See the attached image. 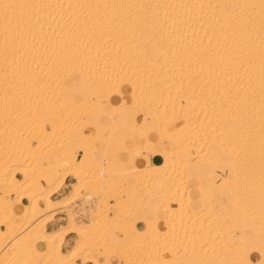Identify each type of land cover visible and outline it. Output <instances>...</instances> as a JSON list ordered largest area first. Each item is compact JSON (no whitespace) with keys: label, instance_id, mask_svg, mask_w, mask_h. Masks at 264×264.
<instances>
[{"label":"bare ground","instance_id":"bare-ground-1","mask_svg":"<svg viewBox=\"0 0 264 264\" xmlns=\"http://www.w3.org/2000/svg\"><path fill=\"white\" fill-rule=\"evenodd\" d=\"M114 255L264 264V0H0V264Z\"/></svg>","mask_w":264,"mask_h":264},{"label":"crops","instance_id":"crops-1","mask_svg":"<svg viewBox=\"0 0 264 264\" xmlns=\"http://www.w3.org/2000/svg\"><path fill=\"white\" fill-rule=\"evenodd\" d=\"M120 135L124 136L125 134H123V132L120 131ZM111 140L114 141L115 139L111 138ZM80 156H81V153H79L77 157H80ZM120 159L121 158H118V160H120ZM150 161L152 163L154 161V158L152 156L150 157ZM110 177H111V179H110ZM102 180L104 183H108L110 180L118 181L119 179L116 176H112V175L110 176V174L104 173L102 175ZM74 181L75 180L71 176H67L64 180V184H63L62 188H60V190L57 193H55L54 196L57 197L59 195H62L64 193L69 192L70 187H71L72 183H74ZM206 184H208V182ZM228 196H229V194L226 195L227 198H228ZM22 203H24L23 200H22ZM134 211L130 214V216L127 217V219H129V218L137 219V218H140L141 216H143L144 214H146L147 216H151V212L149 210L146 212H143L139 209L138 210L135 209ZM64 214L65 213H63V212H59L58 214L56 213V216L54 215L55 217L53 218V220H51L50 222H48L46 224V230L47 231H53V230H57L61 226H65L67 223L64 221V219H65ZM157 215L160 217L161 214L158 213ZM74 239H76V235L73 232H69L68 234H66L64 236V239H63L61 251L66 252L67 250H69L75 241ZM130 240H131L130 236L125 237V241L128 242ZM111 263H112V261H111ZM85 264H91V263L86 262ZM112 264H114V263H112Z\"/></svg>","mask_w":264,"mask_h":264},{"label":"rangeland","instance_id":"rangeland-1","mask_svg":"<svg viewBox=\"0 0 264 264\" xmlns=\"http://www.w3.org/2000/svg\"><path fill=\"white\" fill-rule=\"evenodd\" d=\"M74 151L76 152L75 154H76V156H78V154L79 153H81L80 151H77V149H74ZM17 177L18 178H22V176L21 175H17ZM71 188V187H70ZM70 192V191H69ZM69 192H67V193H64V194H62V195H59V196H57V197H55L54 196V194L52 195V198L53 199H59V198H62V197H64V196H66ZM15 195L14 194H11L10 195V198H11V200H15V198H17V197H14ZM24 201V203H27V201L26 200H23ZM78 201H80V200H78ZM78 201L76 202V204L75 203H73V205L75 204V210H78L77 208L80 206V204H81V202L79 203V204H77L78 203ZM110 202L112 201L113 202V200H109ZM78 205V206H77ZM59 207H61V206H59ZM59 212H63V213H65L64 214V216H65V219H64V221L67 223L68 222V218H67V215H66V212H68V209L67 208H63V207H61V208H57V211H56V213L58 214ZM111 214V213H110ZM75 216H77L78 218V220L79 221H87V215L86 214H74ZM79 215V216H78ZM55 216H56V214H55ZM54 216V217H55ZM44 217V216H43ZM75 240V239H74ZM83 255V254H82ZM78 256L77 257V259H76V262L77 263H81L80 261H82V260H84L85 259V257L86 256H88V257H90V256H94V257H97L98 259H99V261L100 262H102L103 261V258H101L100 256H101V252H97V253H94V254H92V255H90V254H85L84 256L85 257H83V256ZM90 255V256H89ZM88 257H87V259H88ZM120 257L119 256H117V255H114V256H112L111 257V261H112V263H114V264H124V261L122 260V259H119ZM86 260V259H85ZM85 264V263H84Z\"/></svg>","mask_w":264,"mask_h":264},{"label":"built area","instance_id":"built-area-1","mask_svg":"<svg viewBox=\"0 0 264 264\" xmlns=\"http://www.w3.org/2000/svg\"><path fill=\"white\" fill-rule=\"evenodd\" d=\"M81 201H78V203L77 204H79ZM81 205V204H80ZM78 209V211H77V213L78 214H83V212L79 209V208H77Z\"/></svg>","mask_w":264,"mask_h":264}]
</instances>
